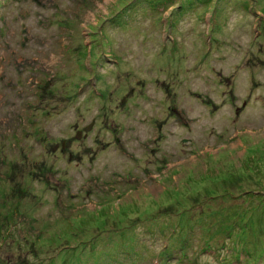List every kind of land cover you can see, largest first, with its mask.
Listing matches in <instances>:
<instances>
[{"label": "rangeland", "instance_id": "obj_1", "mask_svg": "<svg viewBox=\"0 0 264 264\" xmlns=\"http://www.w3.org/2000/svg\"><path fill=\"white\" fill-rule=\"evenodd\" d=\"M0 264H264V0H0Z\"/></svg>", "mask_w": 264, "mask_h": 264}, {"label": "trees", "instance_id": "obj_2", "mask_svg": "<svg viewBox=\"0 0 264 264\" xmlns=\"http://www.w3.org/2000/svg\"><path fill=\"white\" fill-rule=\"evenodd\" d=\"M121 13V12H120ZM110 22H112V23H120V14L119 15H117L116 17L114 16L111 20H110Z\"/></svg>", "mask_w": 264, "mask_h": 264}, {"label": "water", "instance_id": "obj_3", "mask_svg": "<svg viewBox=\"0 0 264 264\" xmlns=\"http://www.w3.org/2000/svg\"><path fill=\"white\" fill-rule=\"evenodd\" d=\"M89 125H86V126H84V128H87ZM76 132H79V130H76ZM61 141H63V140H61ZM61 145H63L62 143H61Z\"/></svg>", "mask_w": 264, "mask_h": 264}, {"label": "bare ground", "instance_id": "obj_4", "mask_svg": "<svg viewBox=\"0 0 264 264\" xmlns=\"http://www.w3.org/2000/svg\"><path fill=\"white\" fill-rule=\"evenodd\" d=\"M95 120V119H94Z\"/></svg>", "mask_w": 264, "mask_h": 264}]
</instances>
